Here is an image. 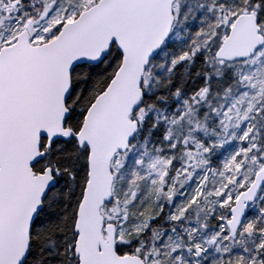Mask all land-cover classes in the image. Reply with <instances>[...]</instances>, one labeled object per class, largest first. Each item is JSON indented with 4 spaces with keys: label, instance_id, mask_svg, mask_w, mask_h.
Instances as JSON below:
<instances>
[{
    "label": "snow or ice",
    "instance_id": "obj_1",
    "mask_svg": "<svg viewBox=\"0 0 264 264\" xmlns=\"http://www.w3.org/2000/svg\"><path fill=\"white\" fill-rule=\"evenodd\" d=\"M0 264H264V0H0Z\"/></svg>",
    "mask_w": 264,
    "mask_h": 264
}]
</instances>
